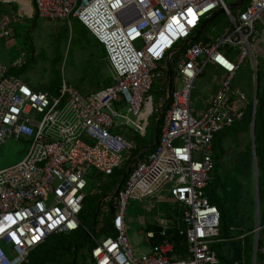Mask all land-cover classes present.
<instances>
[{
  "label": "built area",
  "instance_id": "obj_1",
  "mask_svg": "<svg viewBox=\"0 0 264 264\" xmlns=\"http://www.w3.org/2000/svg\"><path fill=\"white\" fill-rule=\"evenodd\" d=\"M32 1L40 19L74 18L94 36L104 47L113 83L86 94L65 80L56 93L35 90L10 73L25 65L24 58L10 65L0 59V146L12 138L28 144L20 162L0 169V264H24L50 236L78 230L88 169L111 175L133 149L126 126L144 138L155 113H161L156 146L117 192L116 234L95 237L86 230L95 243L92 257L95 264H217L213 244L220 235V211L205 194L214 169L212 143L249 107L253 114L256 109L255 85L247 95L234 81L248 58L257 79L256 56L264 59V0H243L236 11L225 0ZM219 10L230 26L217 38L207 35L210 44H203L197 31ZM20 19L17 13L0 12V37L9 38ZM177 53L181 87L159 97L155 108L150 91L157 80L168 83L160 69L170 66L160 63L167 58L171 64ZM207 66L222 75L203 113L194 116L191 94ZM166 193L181 216L156 225L163 237L176 226L186 236L187 252L173 257V243L165 240L136 256L126 230L128 205L164 199ZM154 234L147 232L148 239ZM235 264H245V259Z\"/></svg>",
  "mask_w": 264,
  "mask_h": 264
},
{
  "label": "trees",
  "instance_id": "obj_2",
  "mask_svg": "<svg viewBox=\"0 0 264 264\" xmlns=\"http://www.w3.org/2000/svg\"><path fill=\"white\" fill-rule=\"evenodd\" d=\"M37 17L39 18L35 8L34 26ZM214 20L208 25L207 32L202 34L203 30L199 34L201 37L200 41L203 44H210V40L206 37L207 35L217 38L224 32V29L220 31L214 25L212 26ZM223 51L228 53L229 49L224 48ZM179 56L180 54L177 53L175 59ZM26 67L27 65L20 69L12 68L10 73L20 76L22 69L25 70ZM169 68L172 89L174 70L171 64ZM160 70L167 76L165 67H161ZM160 81L164 88L167 87L165 78ZM257 81L254 141L260 205V230L256 260L264 263V87L262 93H260L258 70ZM112 83L113 81L107 82L105 87L112 85ZM166 95L167 91L164 89V95L162 96ZM252 122L253 113L251 107H249L242 120L217 133L212 143L214 169L211 174L212 179L205 189V194L209 202L220 211V235L218 241L213 244V249L217 253L219 262L223 264H235L243 258L246 264H250V259L254 254L257 211ZM159 136L160 129L158 128L157 139L155 140L154 133L152 141L149 144H143L138 141L137 138L140 136L137 134H125V137L133 143V149L126 154L122 165L115 169L111 175L96 172L95 177H102L105 184L100 190L86 191L82 212L79 216L82 226L70 233L50 236L43 244L30 252L28 261L24 264H95L92 257L95 243L86 230L90 231L95 237L113 236L116 234L113 220L117 214L115 204L117 192L124 188L126 180L138 162L144 160L149 152L153 150L150 148L159 139ZM128 167H130V170L122 180L121 188L113 197L107 199L118 181L125 175ZM180 216L181 213L178 207L175 212L167 213V218L174 221H177ZM147 229L148 232L152 230L155 233L154 237L149 239L151 246L162 244L163 241L167 240L173 243V257H182L187 252L186 236L181 234L176 226L171 228L165 237L161 236V228L156 224L150 225ZM87 250L88 253H86Z\"/></svg>",
  "mask_w": 264,
  "mask_h": 264
},
{
  "label": "rangeland",
  "instance_id": "obj_3",
  "mask_svg": "<svg viewBox=\"0 0 264 264\" xmlns=\"http://www.w3.org/2000/svg\"><path fill=\"white\" fill-rule=\"evenodd\" d=\"M32 0H24L13 4L17 14L21 17L17 28L12 35L0 37V59L13 62L24 58L26 69L20 77L35 90H44L56 93L63 80L76 87L82 93L96 91L113 81L112 70L107 62L104 47L89 33L76 19L52 21L37 17L34 26L33 19L35 6ZM238 0H225L229 6L237 3ZM30 7L26 12L25 4ZM241 6L233 8L239 10ZM16 24V23H15ZM211 24V23H210ZM220 31L230 26L228 17L221 13L212 23ZM207 26L203 33L207 32ZM237 53V48L232 50ZM181 56L171 63L173 66L172 88L181 87V77L177 73V62ZM167 66V58L160 63V66ZM256 65L259 72L260 93L264 87V59L256 56ZM219 70L207 66L194 84L191 94L190 106L194 116L202 114L207 106L215 85L219 84ZM234 84L240 87L247 95H251L255 85L254 68L250 58L242 64ZM164 89L168 88L157 80L150 95L153 97L154 107L157 108L159 97L164 95ZM117 109V108H116ZM120 113L128 114L131 119H136L126 108H119ZM158 118L155 113L150 119V126L146 137H138V141L149 144L153 139L154 125ZM124 121L123 119L121 122ZM133 126H126L125 134L134 135ZM28 144L22 140L10 139L0 146V169L11 167L20 162L26 152ZM96 170L88 169L87 182L88 190H100L105 184L102 177H95ZM169 194L164 199H144L142 202L130 201L126 213V230L128 238L136 256L150 253L152 246L147 237V227L161 219L167 218V213L175 212ZM168 219V218H167ZM172 223L173 220L170 219ZM88 253V250L86 251ZM89 259V258H88ZM252 264L253 257L250 259ZM223 264V263H218ZM257 264H264L258 260Z\"/></svg>",
  "mask_w": 264,
  "mask_h": 264
},
{
  "label": "water",
  "instance_id": "obj_4",
  "mask_svg": "<svg viewBox=\"0 0 264 264\" xmlns=\"http://www.w3.org/2000/svg\"><path fill=\"white\" fill-rule=\"evenodd\" d=\"M243 3V0H239L237 3L231 5L229 8L233 9V8H237L239 7L241 4ZM221 13H223V10H219L217 11L212 18H210L209 20L205 21L202 26L199 28V30L197 31L196 36H198L215 18H217V16H219ZM196 37L191 38L189 41H187L184 45H182L179 48V51L182 50L186 45H188L189 43H191L192 41H195ZM167 64L170 65V61L168 59ZM167 88H168V93H170L171 90V73H170V68L167 70ZM257 87H258V82L257 79L255 81V90L257 91ZM256 96L253 100V103L256 105ZM255 112L256 109L254 111L253 114V122H252V149H253V158H254V182H255V190H256V211H257V232L255 235V246L257 247V242H258V237H259V233L258 230L260 229V205H259V193H258V176H257V165H256V150H255V141H254V132H255ZM160 116L161 113L159 114V117L156 120L155 123V140L157 139V133H158V126L160 123ZM156 146V141L154 142V144L152 145V147L150 149H154ZM149 149V150H150ZM130 167L127 168L125 175H123V177L118 181L117 185L115 186V188L113 189V191L110 193V195L108 196V198H111L114 196V194L119 190V188H121V184H122V180L126 177V174L129 172ZM256 263V252L253 256V264Z\"/></svg>",
  "mask_w": 264,
  "mask_h": 264
},
{
  "label": "crops",
  "instance_id": "obj_5",
  "mask_svg": "<svg viewBox=\"0 0 264 264\" xmlns=\"http://www.w3.org/2000/svg\"><path fill=\"white\" fill-rule=\"evenodd\" d=\"M32 2V1H31ZM32 5H34V3L32 2ZM13 5H9V6H3V5H1L0 4V12L1 13H17V11H16V9H15V7L13 8L12 7ZM35 6V5H34ZM30 7L29 6H27V5H25L24 6V10H25V12L29 9ZM18 24L16 23L14 26H13V28H12V32H13V30H14V32L13 33H15V29L17 28L16 26H17ZM13 61L12 60H10V61H8V60H6L5 62H4V64H6V65H10L11 63H12ZM24 70L22 69V72H23ZM21 72V73H22ZM222 75V72H220L219 71V76H221ZM91 92H93V91H91ZM91 92H89V93H91ZM156 123V122H155ZM155 125H154V133H155ZM154 224H156V223H153V224H150V225H154ZM150 225H148V227L150 226ZM147 227V228H148ZM149 231H152V230H149ZM147 232H148V229H147ZM218 263H220V262H218ZM217 263V264H218ZM246 264V263H245ZM252 264H253V261H252ZM255 264H257V260H256V263Z\"/></svg>",
  "mask_w": 264,
  "mask_h": 264
},
{
  "label": "bare ground",
  "instance_id": "obj_6",
  "mask_svg": "<svg viewBox=\"0 0 264 264\" xmlns=\"http://www.w3.org/2000/svg\"><path fill=\"white\" fill-rule=\"evenodd\" d=\"M25 5H27L28 6V4L26 3Z\"/></svg>",
  "mask_w": 264,
  "mask_h": 264
}]
</instances>
